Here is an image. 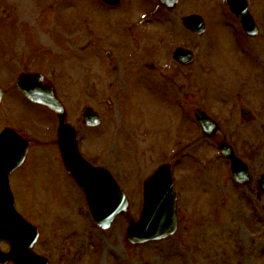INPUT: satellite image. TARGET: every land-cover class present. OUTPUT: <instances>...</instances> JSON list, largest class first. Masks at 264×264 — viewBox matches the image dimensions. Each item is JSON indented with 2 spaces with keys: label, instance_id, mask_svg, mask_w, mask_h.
<instances>
[{
  "label": "rangeland",
  "instance_id": "rangeland-1",
  "mask_svg": "<svg viewBox=\"0 0 264 264\" xmlns=\"http://www.w3.org/2000/svg\"><path fill=\"white\" fill-rule=\"evenodd\" d=\"M248 3L254 37L224 0H179L170 10L157 0L116 7L100 0H0V83L8 85L19 70L43 72L78 130L82 154L106 166L129 199L108 229L96 226L63 167L51 113L9 88L0 124L4 117L20 120L33 138L11 175L15 204L37 224L34 249L50 264H264V191L257 186L264 174V0ZM26 10L29 19H20ZM190 12L204 18L203 34L183 26ZM177 45L193 51L190 64L172 58ZM85 104L100 115L98 126L81 122ZM197 106L217 120L214 138L201 133ZM215 140H228L246 161L247 187L233 180ZM164 161L178 196V228L164 240L128 245L125 226L139 216L142 180ZM43 200L48 209H40ZM7 246L0 240L1 249Z\"/></svg>",
  "mask_w": 264,
  "mask_h": 264
},
{
  "label": "water",
  "instance_id": "water-1",
  "mask_svg": "<svg viewBox=\"0 0 264 264\" xmlns=\"http://www.w3.org/2000/svg\"><path fill=\"white\" fill-rule=\"evenodd\" d=\"M116 4L119 0H105ZM166 7L173 8L178 0H160ZM232 13L239 17L243 29L249 35L257 34V25L249 12L247 0H226ZM186 27L202 33L204 22L198 15L183 17ZM174 56L184 64L192 61V54L177 48ZM42 75L39 73H22L17 79V86L31 99L51 108L59 117L57 144L67 173L84 190L87 204L95 221L103 228L110 226L113 218L124 213L128 208V199L119 183L110 172L100 166H93L81 155L78 148L76 130L66 122V113L55 95L52 86L43 87ZM198 122L204 132L211 136L217 130V123L201 110L195 111ZM82 119L88 125L99 123L95 111L85 107ZM220 153L230 158L234 177L246 184L250 180L247 164L234 152L231 145L221 142ZM29 149V141L16 133L0 134V238L10 243V249L0 251V262L11 260L14 264H48V260L33 251L38 229L25 219L15 206L9 186L8 174L20 166ZM171 170L168 163L160 164L143 181V203L140 217L132 220L126 227V240L134 245L150 241L162 240L177 228L176 210L177 195L173 187ZM264 190V177L260 179Z\"/></svg>",
  "mask_w": 264,
  "mask_h": 264
},
{
  "label": "flooded vegetation",
  "instance_id": "flooded-vegetation-1",
  "mask_svg": "<svg viewBox=\"0 0 264 264\" xmlns=\"http://www.w3.org/2000/svg\"><path fill=\"white\" fill-rule=\"evenodd\" d=\"M0 88L2 89L3 91V95H2V99L1 101H3L5 95L7 94V89L5 88V86L3 84H0ZM12 88H15V87H12ZM5 127H11L13 128L15 131H17L18 133H20L21 135H24L26 136L22 130H21V123H20V120L18 122H12L9 120L8 117H4L3 121L1 122L0 124V131L5 128ZM27 137V136H26ZM32 141V140H31Z\"/></svg>",
  "mask_w": 264,
  "mask_h": 264
},
{
  "label": "bare ground",
  "instance_id": "bare-ground-1",
  "mask_svg": "<svg viewBox=\"0 0 264 264\" xmlns=\"http://www.w3.org/2000/svg\"><path fill=\"white\" fill-rule=\"evenodd\" d=\"M29 16H30V14L27 12V10L23 13V14H21L20 15V19H24V18H26V19H29ZM21 23V22H20ZM22 24V23H21ZM24 25L22 24V27H23ZM22 37V34L19 36V37H17V42L18 41H20V38ZM144 65V61L141 59V62L139 63V64H137V68L138 69H142V66ZM39 204V203H38ZM47 205H46V202L43 200V204L41 205V208L40 209H48L47 207H46Z\"/></svg>",
  "mask_w": 264,
  "mask_h": 264
}]
</instances>
